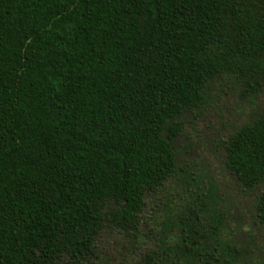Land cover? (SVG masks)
<instances>
[{
  "label": "trees",
  "instance_id": "1",
  "mask_svg": "<svg viewBox=\"0 0 264 264\" xmlns=\"http://www.w3.org/2000/svg\"><path fill=\"white\" fill-rule=\"evenodd\" d=\"M227 76L264 89V0H0V264H101L107 230L136 241L178 119ZM224 150L244 190L263 184L264 115ZM191 187L177 238L127 264H245L214 186ZM254 210L264 227V190Z\"/></svg>",
  "mask_w": 264,
  "mask_h": 264
},
{
  "label": "rangeland",
  "instance_id": "2",
  "mask_svg": "<svg viewBox=\"0 0 264 264\" xmlns=\"http://www.w3.org/2000/svg\"><path fill=\"white\" fill-rule=\"evenodd\" d=\"M263 115L264 89L249 95L233 77L214 80L204 92L203 105L178 119L181 131L173 140L177 173L146 198L138 239L107 230L98 245L101 264L132 263L175 240L176 230L166 228L175 219L172 210L194 191L191 186L206 190L210 184L224 222L220 237L242 250L245 264H264V227L255 224L254 210L264 183L244 190L226 168L224 150L237 129Z\"/></svg>",
  "mask_w": 264,
  "mask_h": 264
}]
</instances>
